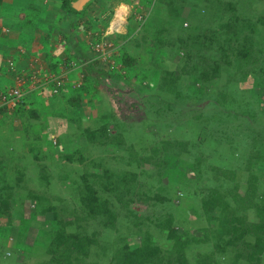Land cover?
Returning <instances> with one entry per match:
<instances>
[{
	"label": "rangeland",
	"instance_id": "1",
	"mask_svg": "<svg viewBox=\"0 0 264 264\" xmlns=\"http://www.w3.org/2000/svg\"><path fill=\"white\" fill-rule=\"evenodd\" d=\"M89 1L76 15L77 35L67 36L81 46L82 24L91 31L103 23L100 33L108 32L117 47L114 84L107 78L64 96L60 90L28 123L29 110L1 112L0 121L14 113L7 121L27 127V137L9 148L0 128V264L65 262V245L54 235L59 225L52 213H42L49 205L64 236L85 242L86 254L74 253L72 264H116L120 251L148 238L160 249L161 261L151 264H253L240 254L245 242H254L252 234L222 252L215 241L229 239L231 215L249 228L264 223V0ZM112 18L118 22L111 25ZM89 20L96 23L90 29ZM123 56L135 64L124 65ZM168 72L179 76L185 100L163 83L172 78ZM202 72L212 77L205 80ZM36 126L49 132L39 135ZM86 184L108 201L113 226L88 217ZM219 191L227 208L203 210V201ZM32 193L48 201L39 204ZM21 202L27 204L18 208ZM28 204V222H20L26 236L16 241L20 226L12 211ZM13 225L14 234L7 229ZM259 259L264 264V253Z\"/></svg>",
	"mask_w": 264,
	"mask_h": 264
},
{
	"label": "crops",
	"instance_id": "2",
	"mask_svg": "<svg viewBox=\"0 0 264 264\" xmlns=\"http://www.w3.org/2000/svg\"><path fill=\"white\" fill-rule=\"evenodd\" d=\"M63 1L0 0V91L19 84L22 86L24 103L18 110H21L19 114L29 110L27 118L23 119L26 123L33 118L31 116H34V112L38 110V106L43 105L44 101L45 103H51L58 97L57 95L55 97L51 92L52 84L44 81L62 72V70H59L60 62L73 57L82 59L81 55L88 59L86 63L95 58V54L90 49L88 38L86 39V32L89 31L85 28L80 31L82 37H84L83 41L85 40L81 46L66 40L67 35L71 34V32L67 25L69 20L67 13L63 12ZM117 22V18H112L110 21L111 25ZM94 24L96 23L90 21V27ZM97 24L99 26L91 31L100 32L102 30L101 24L103 23L100 21ZM74 45L77 46V50ZM97 80L96 77L92 76L81 77L76 71L69 73L62 81L61 90H64L62 96L67 95L69 89L72 88L78 89L76 92L86 89L87 86L90 89L91 86L93 87V85L97 84ZM108 81L110 85L113 83V78L109 79L108 77ZM78 83L82 84L80 88L76 87ZM83 85L84 88H82ZM59 103L54 102L52 104L59 106ZM3 118L5 119L0 121V128L4 132L1 137L8 140L7 143L5 141L3 143H6L11 148L12 141L16 143L18 139L27 137V130L25 129L27 127L21 125L20 129H17L15 125L11 126L8 121L16 118L14 113L6 114ZM34 130L39 135L49 132L46 127L42 129L41 126ZM56 138L61 141V138ZM14 153H18L19 156L24 155L19 152Z\"/></svg>",
	"mask_w": 264,
	"mask_h": 264
},
{
	"label": "trees",
	"instance_id": "3",
	"mask_svg": "<svg viewBox=\"0 0 264 264\" xmlns=\"http://www.w3.org/2000/svg\"><path fill=\"white\" fill-rule=\"evenodd\" d=\"M77 0H64L63 1V6L62 8H64L67 12V17L69 18L67 25L69 26V30L70 32H76L75 35H77L78 31H79V26H78V21H77V16L78 13H81L77 10H75L73 8V2H75ZM90 3V1H88V3L86 2L84 7H87V5ZM88 26L87 28L90 26V21L87 22ZM83 28L84 25L82 24ZM74 35V36H75ZM80 36H78L79 38ZM66 40L69 42L70 39L69 37H66ZM78 41V40H77ZM244 56L247 54H243ZM82 59H78V64L82 65L83 67V74L85 75V77H96L97 83L99 80H103V79H107L108 77H112L115 74V69H110L107 67H102L99 62H97V60L95 59H91L89 60L90 62L86 63V57L81 55ZM115 58L113 57V61L115 63V65L118 64V59L117 56L114 55ZM77 59V58H75ZM116 59V62H115ZM121 62L124 63V65L131 67L135 64L136 59H131L128 56H123L121 59ZM83 64H82V63ZM133 68V67H132ZM118 71V69H117ZM169 75L170 77H172L171 79L167 76L165 78H163V83L167 85L168 89H171L172 92L174 93L175 97L177 98L178 96L181 97L180 98V102L182 100H185L187 97V94L182 91V85L181 84H177V81L179 80V76L175 73H166V75ZM201 78L205 79V80H209L210 77H212V75H210L207 72H202L199 75ZM194 93V96H196V98L198 97L197 94ZM178 97V99H179ZM257 106L254 110V112H256ZM199 112H201L200 110H198L197 114L195 115L194 119L200 118V116L202 114H200ZM253 112V110H251V117L253 118L256 117V114ZM34 116L35 112H34ZM33 116V117H34ZM203 137V136H202ZM210 139V138H209ZM53 145V144H52ZM258 156H256L255 158H258ZM264 159V158H263ZM258 162V161H257ZM108 170H105V173ZM43 176L47 177L46 174H44ZM65 176V175H64ZM83 181L87 180L86 176H82ZM135 177V175L133 176ZM108 179H110L108 177ZM249 183V189L252 188L254 186L255 183V179H253V177H251L250 182ZM248 186V184H247ZM84 187H86L85 192L86 194L83 197V200L86 201L85 204V208L87 209L88 213V217H90L91 219L97 218L100 216V224H106V225H110L113 226L114 225V221L116 219V215L111 211V209L109 208V204L108 201H99V199L97 198L96 194H97V190L94 188V186L88 185L86 184ZM114 188H117V185H114L113 188H111V190H113ZM8 189V187L6 188ZM116 189V190H117ZM255 190V189H254ZM30 197L34 200H36L39 204H43L45 202L48 201L47 198H43V197H39L38 195H35L34 193H32L30 195ZM233 197V194H232ZM247 196L244 197V201L247 202V204H251L252 202L250 201L251 196H249V198H246ZM249 201V202H248ZM2 204H7L5 201L1 202ZM27 203L21 202L17 205L18 208H23L25 207ZM227 203L223 201V196L221 194V192H213L212 194H210L209 198L205 201H203L202 203V208L203 210H205L206 212L210 213L212 211H214L216 208L220 207L223 209H226L227 207ZM55 207L49 205L47 208L43 207L42 208V213H47L49 212V214L52 215L53 220L56 222L57 225H59V229H56L54 232L55 235V241L57 243V245L62 246V244L65 245V249H63L64 251V261L63 260H57L55 257V264H72V260H73V255L74 253H84L86 254L85 251V242L81 239H77V240H72L73 236H68L65 237V229L62 225V222L59 219V214L56 210ZM32 209L30 208L29 204L27 205L26 208L24 209H16L15 211H12V215L13 218H17V222L20 226L19 227V233L18 236L15 238V240L17 241V239H19V237H24L25 234V229L23 228L24 226L20 225V222L26 221L29 218H27L30 213H31ZM41 211V210H40ZM27 215V216H26ZM26 217L24 220L23 218ZM16 225H13V227H8L7 229L10 228V230H12V234H14V230L17 227ZM162 227H165L163 225H161ZM27 227V226H26ZM166 227L168 228V234L171 237H175L174 234V230L171 228V219H169L167 221ZM165 227V228H166ZM24 231V235L20 236V233H22V230ZM226 234L229 236V239H227L226 241L222 238L218 239L216 238L215 241V246L219 249L220 252L224 251L226 246H232L235 243V240L237 242L242 241V239L248 234H252L254 236V242H245L244 243V247L242 249V252L240 253L241 255H243L245 257L246 261L249 262H253V264H260V259L259 257L264 253V223H257V224H252L251 228L246 227L245 226V222L243 219L240 218H236L233 217V215H231L229 217V221H226ZM40 230H43L45 232L46 229L42 226H40ZM225 234V235H226ZM226 235V236H227ZM12 239V238H11ZM71 241H68V240ZM86 244H91L93 243V240L89 239L86 237L85 239ZM3 244H7V241H3ZM123 249V248H122ZM121 249V250H122ZM49 251V250H48ZM47 251V252H48ZM51 252L53 254H56V249L51 248ZM49 253V252H48ZM159 253H160V249L156 248L152 245V241L149 240V238L146 240H143L140 242V244L136 245L134 248H129V247H125L124 250L120 251L118 254H121V256L118 257V260L116 262V264H151V263H155L156 261L159 262L161 261L159 258ZM77 255V254H75ZM242 257V256H241ZM119 258H120V262H119ZM122 260V261H121ZM49 264H52V262L50 261Z\"/></svg>",
	"mask_w": 264,
	"mask_h": 264
},
{
	"label": "built area",
	"instance_id": "4",
	"mask_svg": "<svg viewBox=\"0 0 264 264\" xmlns=\"http://www.w3.org/2000/svg\"><path fill=\"white\" fill-rule=\"evenodd\" d=\"M90 49L93 55L95 56V60L99 62L100 65L107 64L110 69H117L115 63L109 59L110 56L115 54L117 49L116 45L113 44L111 37H109L108 33L99 36L98 38H93L89 41ZM59 70L62 72L58 75L53 76L52 78L46 79L45 83H51L52 94H57L62 88L63 78L72 72H78L81 77H84L82 70V65H79L77 60L73 57L72 59L65 60L59 63ZM77 88L82 86L81 83L76 84ZM24 103V91L22 90V86L19 84L17 86L11 87L7 90L0 91V115L2 111H10L19 109L20 106Z\"/></svg>",
	"mask_w": 264,
	"mask_h": 264
},
{
	"label": "clouds",
	"instance_id": "5",
	"mask_svg": "<svg viewBox=\"0 0 264 264\" xmlns=\"http://www.w3.org/2000/svg\"><path fill=\"white\" fill-rule=\"evenodd\" d=\"M90 33V37H87L88 38V42L91 40V39H93V38H98L99 36H102V35H104V34H106V33H108V32H93V31H89ZM108 35H109V37H110V34L108 33ZM114 56V55H113ZM93 59V58H92ZM110 60L111 61H113L112 60V58H110ZM114 62V61H113ZM103 65V64H102ZM116 66H118V65H116ZM107 68H109L108 66H106ZM118 69V68H117ZM117 69H115V71L114 72H117ZM83 70V69H82ZM53 145H55V144H57V141L55 140V139H53V143H52ZM26 235H24V237H25ZM12 240V239H11ZM8 256H10V253H9V255Z\"/></svg>",
	"mask_w": 264,
	"mask_h": 264
},
{
	"label": "water",
	"instance_id": "6",
	"mask_svg": "<svg viewBox=\"0 0 264 264\" xmlns=\"http://www.w3.org/2000/svg\"><path fill=\"white\" fill-rule=\"evenodd\" d=\"M89 0H77L76 2L73 3V8L77 11H80L82 7L88 2Z\"/></svg>",
	"mask_w": 264,
	"mask_h": 264
},
{
	"label": "bare ground",
	"instance_id": "7",
	"mask_svg": "<svg viewBox=\"0 0 264 264\" xmlns=\"http://www.w3.org/2000/svg\"><path fill=\"white\" fill-rule=\"evenodd\" d=\"M120 16V15H119Z\"/></svg>",
	"mask_w": 264,
	"mask_h": 264
}]
</instances>
